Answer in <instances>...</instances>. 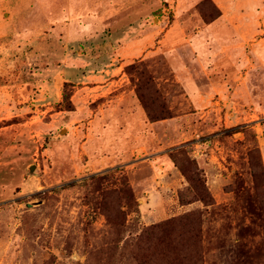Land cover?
Returning a JSON list of instances; mask_svg holds the SVG:
<instances>
[{
    "label": "rangeland",
    "instance_id": "rangeland-1",
    "mask_svg": "<svg viewBox=\"0 0 264 264\" xmlns=\"http://www.w3.org/2000/svg\"><path fill=\"white\" fill-rule=\"evenodd\" d=\"M0 264H264V0H0Z\"/></svg>",
    "mask_w": 264,
    "mask_h": 264
},
{
    "label": "trees",
    "instance_id": "trees-1",
    "mask_svg": "<svg viewBox=\"0 0 264 264\" xmlns=\"http://www.w3.org/2000/svg\"><path fill=\"white\" fill-rule=\"evenodd\" d=\"M188 178L191 180L192 179L191 175H188Z\"/></svg>",
    "mask_w": 264,
    "mask_h": 264
},
{
    "label": "crops",
    "instance_id": "crops-1",
    "mask_svg": "<svg viewBox=\"0 0 264 264\" xmlns=\"http://www.w3.org/2000/svg\"><path fill=\"white\" fill-rule=\"evenodd\" d=\"M126 48V47H125ZM123 64V63H122Z\"/></svg>",
    "mask_w": 264,
    "mask_h": 264
},
{
    "label": "bare ground",
    "instance_id": "bare-ground-1",
    "mask_svg": "<svg viewBox=\"0 0 264 264\" xmlns=\"http://www.w3.org/2000/svg\"><path fill=\"white\" fill-rule=\"evenodd\" d=\"M60 83V82H59Z\"/></svg>",
    "mask_w": 264,
    "mask_h": 264
}]
</instances>
